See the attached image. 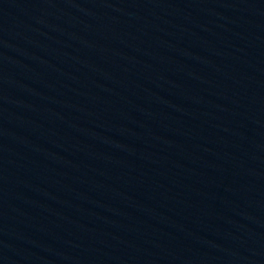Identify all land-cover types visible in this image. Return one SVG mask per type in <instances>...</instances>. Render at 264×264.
I'll use <instances>...</instances> for the list:
<instances>
[{
  "label": "water",
  "instance_id": "water-1",
  "mask_svg": "<svg viewBox=\"0 0 264 264\" xmlns=\"http://www.w3.org/2000/svg\"><path fill=\"white\" fill-rule=\"evenodd\" d=\"M0 264H264V0H0Z\"/></svg>",
  "mask_w": 264,
  "mask_h": 264
}]
</instances>
